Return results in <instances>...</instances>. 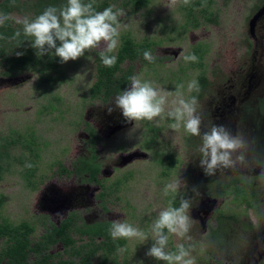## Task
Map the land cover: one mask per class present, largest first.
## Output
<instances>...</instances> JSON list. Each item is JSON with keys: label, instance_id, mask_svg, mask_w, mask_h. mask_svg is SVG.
<instances>
[{"label": "rangeland", "instance_id": "rangeland-1", "mask_svg": "<svg viewBox=\"0 0 264 264\" xmlns=\"http://www.w3.org/2000/svg\"><path fill=\"white\" fill-rule=\"evenodd\" d=\"M206 2L217 23L200 20L197 28L185 26L189 5L183 0L171 9L168 0H152L148 8L137 12L121 6L126 16L121 18L120 35L130 33L140 44L151 43L149 51L156 57L154 63L140 58L124 63L123 68L132 67L133 75L166 91L184 84L186 96L198 98L202 133L213 123L252 141L247 164L207 176L200 167L199 137L183 129L174 133L166 116L139 121L136 126L124 118L114 97L108 102L91 99L99 49L59 63L45 74L25 71L8 77L0 61V140L34 133L41 146L35 189L26 185L18 164L0 180L4 197L0 221L30 223L35 229L33 242L46 228L75 213L79 224L127 220L147 231L159 211L170 202L174 206L177 201L179 206L183 197L192 201L194 222L188 235L195 244L196 264H264V178L260 176L264 168V0ZM120 4L114 5L119 8ZM198 47L206 50L201 61L185 63L179 58L182 51L196 55ZM202 73L206 86L199 84V93H187V83L198 81ZM87 124L98 135V161L104 171L98 183L72 173L79 158L91 155ZM167 157L173 161L169 170ZM174 180L181 181V188L163 195L165 185ZM235 186L246 191L248 202L236 198ZM223 187L228 193L218 197ZM58 213L63 218L58 219ZM74 239L78 244L86 242L77 234ZM190 242L171 235L168 247L175 250L178 244ZM152 243L151 239L125 240L121 248L126 252L106 260L99 252L93 264H163L146 255ZM2 246L3 242L0 251ZM51 253L63 255L64 249L59 244Z\"/></svg>", "mask_w": 264, "mask_h": 264}, {"label": "clouds", "instance_id": "clouds-1", "mask_svg": "<svg viewBox=\"0 0 264 264\" xmlns=\"http://www.w3.org/2000/svg\"><path fill=\"white\" fill-rule=\"evenodd\" d=\"M14 2V0H13ZM178 0H168L170 9ZM191 0H183L184 5H190ZM96 0H66L60 7L49 6L35 17L25 14L22 17L12 16L0 12V27L9 21L19 25L11 37L0 34V40L19 43L21 37L31 42L38 57L46 54L60 58L62 63L75 61L85 55L86 51L99 49V58L105 67H113L117 63V56L113 53L120 44L121 18L126 12L110 5L102 11L95 8ZM203 6H206L203 5ZM18 56L23 53L18 52ZM185 63L198 62L194 53H180ZM143 59L154 63L151 51L143 52ZM130 87L114 97L117 108L122 110L128 121H155L165 116L170 121L168 128L174 133L181 129L191 136L199 137L201 143L197 149L200 153V167L205 175L215 176L220 169H236L247 164V153L252 148V141L241 132L233 134L223 125L209 123L202 133L203 116L198 112L199 101L197 96L185 94V85L178 84L175 91H166L153 81L143 79L141 75L129 77ZM187 93H199L198 81L187 83ZM25 167H32L27 163ZM260 176L264 178V168ZM181 181L174 180L163 188V195L177 192L181 188ZM196 194L198 191L193 189ZM192 201L181 198L179 206L169 205L159 211L147 231L134 226L127 220L111 222L110 235L113 240H140L153 241L146 252L148 257L154 258L163 264H196L192 253L195 244L191 243L189 232L193 225L190 215ZM58 219L63 218L57 214ZM186 238L190 243L178 244L175 250L168 247L169 237ZM126 248H117V254L126 252ZM140 264H143L141 261Z\"/></svg>", "mask_w": 264, "mask_h": 264}, {"label": "trees", "instance_id": "trees-1", "mask_svg": "<svg viewBox=\"0 0 264 264\" xmlns=\"http://www.w3.org/2000/svg\"><path fill=\"white\" fill-rule=\"evenodd\" d=\"M187 14V23L185 26L197 28L200 20L205 24L217 23V16L213 18V13L209 12L207 0H192ZM120 2L119 8H130L133 12L146 9L150 6L152 0H96L95 8L102 11L104 8ZM66 3V0H3L0 3V12L13 13H31L33 17L41 14L47 7H60ZM20 27L12 25L9 21L0 27V34L11 37L15 30ZM120 44L117 51L113 54L117 56V63L113 67H105L99 58V53H95L96 62V81L90 89L91 99H100L108 102L111 98L123 92L129 87V77L133 75V69H124L123 64L127 61L133 62L143 58V52L150 50L151 43H138L130 33H125L119 37ZM21 52L23 55L18 56ZM198 61L203 59L206 50L200 47L195 50ZM0 61L5 63V76L16 77L25 71H34L45 74L55 70L60 61L59 57L46 54L38 57L36 50L31 47V42L23 36L19 43L8 40H0ZM200 66V65H198ZM44 77V76H43ZM198 83L206 86L204 73L198 77ZM89 133V144L91 155L89 157L79 158L74 163V174L85 176V180L91 183H98V175L101 171V165L98 161V149L96 142L98 135L94 128L87 124ZM20 152L15 156L13 151ZM41 146L38 143V137L34 133L30 135L17 134L16 137H5L0 140V180L4 174L10 171L13 165H19L23 169V178L27 186L35 189L34 176L37 172V162L40 159ZM168 167L173 163L170 157H167ZM30 163L32 167H25ZM66 173L70 171L64 169ZM227 186V185H226ZM246 187H249L245 185ZM252 188V187H249ZM227 189L221 190L218 197L226 195ZM234 193L238 200L248 202L246 191L238 186L234 187ZM4 205V197L0 195V211ZM174 206L178 207L177 201ZM77 214H71L60 222L59 225L52 224L46 228L45 233L38 241L33 242L31 236L34 234V227L28 222L18 224L7 220L0 221V243L3 246L0 251V264H93V260L99 251L107 257L117 258V248L123 247L125 239L113 240L110 235L111 223L97 224H79ZM216 233L219 231L216 230ZM74 234L81 238L87 236L89 242L78 244L74 239ZM102 238L100 243L97 239ZM62 245L64 254H52L51 250L56 245ZM65 255V256H64ZM31 257L34 259L32 260Z\"/></svg>", "mask_w": 264, "mask_h": 264}, {"label": "flooded vegetation", "instance_id": "flooded-vegetation-1", "mask_svg": "<svg viewBox=\"0 0 264 264\" xmlns=\"http://www.w3.org/2000/svg\"><path fill=\"white\" fill-rule=\"evenodd\" d=\"M143 59V58H142ZM139 60V59H138ZM138 60H136V61H138ZM136 61H133V63L134 62H136ZM127 62H130V61H127ZM130 63H132V62H130ZM129 68H132V67H129ZM129 68H127V69H129ZM133 69V68H132ZM130 86V85H129ZM129 88V87H128ZM127 88V89H128ZM99 163H100V161H99ZM100 165H101V163H100ZM104 171H103V169H102V165H101V171H100V174L98 175V179H99V176L103 173ZM246 185V184H245ZM222 190L223 189H225L224 187L223 188H221ZM220 191V190H219ZM221 192V191H220ZM218 195V194H217ZM110 223V222H109ZM60 224V223H59ZM58 224V225H59ZM94 224H97V223H94ZM83 238H85L86 239V242L85 243H87V242H89V239H88V237L87 236H84ZM102 241V238H98L97 239V243H100ZM85 243H83V244H85ZM81 245V244H80ZM99 252H101V251H99ZM262 254H264V253H262ZM259 256H261V253H260V255Z\"/></svg>", "mask_w": 264, "mask_h": 264}]
</instances>
